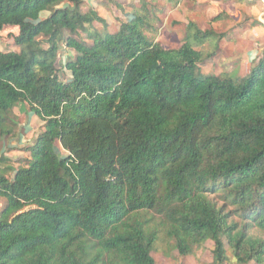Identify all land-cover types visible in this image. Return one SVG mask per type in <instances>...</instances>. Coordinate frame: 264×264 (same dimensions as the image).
I'll return each instance as SVG.
<instances>
[{"label": "trees", "instance_id": "trees-1", "mask_svg": "<svg viewBox=\"0 0 264 264\" xmlns=\"http://www.w3.org/2000/svg\"><path fill=\"white\" fill-rule=\"evenodd\" d=\"M84 2L0 0L19 48L0 50V132L19 104L42 122L25 165L0 169V264H155L161 235L166 253L211 241L212 264H264V55L205 74L212 30L194 47L188 22L165 48L131 13L90 34L106 22Z\"/></svg>", "mask_w": 264, "mask_h": 264}, {"label": "rangeland", "instance_id": "rangeland-1", "mask_svg": "<svg viewBox=\"0 0 264 264\" xmlns=\"http://www.w3.org/2000/svg\"><path fill=\"white\" fill-rule=\"evenodd\" d=\"M82 11L86 12L89 7H96L97 12L103 19H105V26L101 23L94 22L89 28L88 33L92 34L94 31L101 32L107 30L114 32L118 29L121 22L126 21L129 13H134L143 16V21L148 27L144 26L145 34L159 42L165 48L178 47L184 37L185 28L188 22H193L194 26L190 29L192 33L190 41L194 47H199L196 42L194 33L197 28L208 29L212 23L216 22L218 34L226 35L227 31L232 27V21L241 18V21H252L256 24L257 15L252 14L251 8L255 6L257 0H170L171 8L163 10L162 5L157 0H84ZM263 3V0H260ZM257 9H262L261 5H257ZM257 10V13L260 12ZM219 16L218 20L214 22L212 18ZM131 17V16H129ZM264 18V15H262ZM212 29V28H211ZM17 28L8 27L0 31V50L1 51H18L19 48L14 44L10 34L16 33ZM216 33V32H215ZM67 35L68 33L65 32ZM75 37L85 42L90 43V38L85 32L79 31ZM205 41L200 47L205 53L214 51L216 44L219 41L216 35L201 37ZM219 53V56H217ZM74 51L68 49L64 43H60V51L58 56L59 64L67 57L73 56ZM224 57H220V56ZM229 52L227 50H218L215 55L209 58L204 63L199 65L202 73H214L227 71L232 76L245 75L249 67L261 56L264 52L254 60V62L246 66L240 65L242 62L239 58L236 61H228L227 64L223 58L227 59ZM240 65V66H239ZM249 66V67H248ZM248 68V69H247ZM61 69V67H60ZM231 71V72H230ZM59 77L61 79L66 77V73L60 70ZM28 109V108H27ZM23 104L15 106L10 112L7 113V120L3 125L4 131L0 132V158L4 157L5 160L0 162V169L6 170V175L11 177L13 171L25 165V159L29 157V153L25 147L31 144L37 134L42 129L41 120L34 114H30ZM218 205L221 202L218 198H213ZM5 205V200L0 198V211ZM237 219V218H233ZM259 234V233H257ZM212 242L207 241L203 249L198 250L195 255H190L191 264H212L211 255ZM174 250L170 251L173 252ZM166 246L161 235L156 243L153 255L157 258L166 256ZM227 254L231 253L228 250ZM173 258L168 262L171 264H182V258L174 251ZM173 260V261H172ZM233 259L227 261L226 264H233ZM185 264V263H183ZM187 264V263H186ZM190 264V263H189ZM250 264H255L251 262Z\"/></svg>", "mask_w": 264, "mask_h": 264}, {"label": "crops", "instance_id": "crops-1", "mask_svg": "<svg viewBox=\"0 0 264 264\" xmlns=\"http://www.w3.org/2000/svg\"><path fill=\"white\" fill-rule=\"evenodd\" d=\"M157 1L160 5H162L161 7L163 10H169L171 8L170 0H157ZM254 3L256 4L255 6L251 8L252 10L251 13L254 14V16L258 14L256 18L259 22H257L256 24L251 23L252 22L251 20L241 21V18H238L237 20L231 22L232 27H230L226 35L218 34L217 32L218 30L215 25L216 24L215 21L218 20V18L214 20L215 23H212L208 29L200 28L201 30H212L214 32L213 35H216L217 37L218 35H221L222 38L220 39V41H219V38H217L219 41L218 50H227L229 52V55L226 56L227 59L223 58V60L227 64L229 63L228 62L229 60L236 61V58L237 59L239 58L242 61L240 65L246 64L247 66L250 64L251 66V63L254 62V60H256L262 52H264V18H262V15H264V0H263V3L260 0H257ZM257 5H261L262 9L261 10L260 8L257 9L258 7ZM91 6L96 12H99L98 9H95L96 7H94V5L91 4ZM257 10H260V12L257 13ZM129 16H131V13L127 15V18H129ZM217 56H219V53ZM220 57H224V56L222 55ZM249 70H250V67H249ZM249 70H247V73L249 72ZM172 253L174 254V251L165 253L166 256H161L162 258L160 257L157 258L153 255L155 264H171L170 262H168V260L173 258L171 257ZM180 257L182 258V261H181L182 264L183 263L191 264L190 255L180 256Z\"/></svg>", "mask_w": 264, "mask_h": 264}]
</instances>
